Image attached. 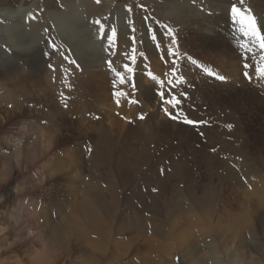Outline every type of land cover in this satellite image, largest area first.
Returning a JSON list of instances; mask_svg holds the SVG:
<instances>
[{
	"label": "rangeland",
	"instance_id": "374dc122",
	"mask_svg": "<svg viewBox=\"0 0 264 264\" xmlns=\"http://www.w3.org/2000/svg\"><path fill=\"white\" fill-rule=\"evenodd\" d=\"M4 2L14 5L10 9L17 18L1 15L0 33H20L38 58L49 59L46 69L64 73L66 59H71L70 67L76 66L64 40L107 67V97L99 104L112 132L110 149L95 148L90 133L105 127L92 124L91 113L69 126L71 141L67 146L60 142L59 149L52 144L66 128L58 117L14 118L0 131V253L5 252L0 264H145L151 252L161 255L160 264H248L251 259L264 264V203L259 201L264 195V78L256 73L259 50H246L250 38L242 35L241 23L231 15L235 4L249 9L258 26H264V0ZM88 2H103L107 8L88 18ZM66 3L78 7L77 22ZM117 4L122 6L116 9ZM184 4L187 17L182 19ZM135 12L141 15L133 16ZM134 17L140 20L138 26ZM212 29L228 39L229 48L202 47L204 32ZM121 39L127 40L126 46ZM130 62L138 64L137 74L154 89L146 113L138 100L140 85L124 87L120 82V88H110L119 83L116 73L122 75ZM41 78L23 96L43 97ZM54 80L60 82L57 75ZM117 92L123 95L114 96ZM161 92L164 99L175 96L179 104L164 103ZM177 115L179 119L171 118ZM4 116L0 108V122ZM185 117L206 123L193 126L183 122ZM128 124L132 135L120 137V127ZM41 132L50 140L48 149ZM81 160L85 169L76 172ZM70 175L75 176L73 184ZM57 190L64 195L58 196ZM86 195L90 218L79 209ZM242 224V237L234 239L236 226Z\"/></svg>",
	"mask_w": 264,
	"mask_h": 264
},
{
	"label": "bare ground",
	"instance_id": "6f19581e",
	"mask_svg": "<svg viewBox=\"0 0 264 264\" xmlns=\"http://www.w3.org/2000/svg\"><path fill=\"white\" fill-rule=\"evenodd\" d=\"M65 1L66 0H63V2H65ZM122 1H125V0H122ZM117 3H118V0H117ZM5 5H7V8L6 7L4 8ZM65 5L68 7V10H69L68 12H69L70 18L73 19V21L77 22L75 15H77V12L79 11L78 7H76L73 4H67V3ZM186 5L184 4L183 9H182V19L187 17V16H185L187 14V6ZM0 6H3V8H0V13L6 12V14L4 13V15L0 14V16L2 15V17L5 20L14 21V19L17 18V12L15 10L10 9L11 7H14L13 4H5L4 0H0ZM120 6H122V5H120V4L114 5V7L116 9H119ZM47 8H50L49 5L47 6ZM84 8L88 12V18L89 17L92 18L93 15H95L96 13H99L100 10L102 11V8L105 9L107 7H106V5L103 4V2H101L99 5L90 4L88 2V3L84 4ZM17 11H19V10H17ZM15 12H16V14H15ZM132 15L139 17L138 15H141V14L138 12H135ZM62 17L65 18V15H62ZM178 18H180V17H178ZM131 19H133V18H131ZM134 19H135V17H134ZM138 20L139 19L136 18L133 21L134 26L139 25L140 20L139 21ZM37 26H38L37 23H33L32 29L36 30ZM207 27H209V25H207ZM1 30H2V28H1ZM12 31L13 30H11V31H8V30L5 31L4 30V32L7 35L3 34L4 33L3 31H2L3 33L2 32L0 33V40L2 42L5 41V42H3V44H4L3 49H0V108L4 109V112H5L3 122L2 121L0 122V131L4 130L6 128V126L10 125L14 118H22L23 119L27 116L41 118L42 116H44L47 119H52V118L58 117V118H60L59 119L60 120L59 125L66 128L64 130L65 133L59 134L60 137L59 138L57 137V139L55 141L53 140L54 141V143L52 144L53 148L59 149V147L61 145L69 144V142L71 141L70 139L72 138V133H70L69 126L72 125L75 120H80V119L82 120L85 117H88L89 116L88 114L91 113L90 114V115H92L91 123L92 124L102 123V125H104V127H105L104 129L100 128V131H97V132L94 131V132L90 133L92 135H95V136H93V140H95V143H94L95 148H97L98 150H100V149L104 150V148H106V147H107L106 149H110V147L108 146L109 144H107V141H110V143H111V140H109L108 138H111L110 132H112V129L109 127H106L107 124H104L105 119H108L109 117L107 116V113L103 110V108H101L102 107L101 104H99V103H101L102 100H104L107 97V94H105V90H104V88L106 89L107 86L109 85V84H106V82H105V81H107V76H108L107 67L103 66L100 62H97L98 59H90V58L85 57V55H83L79 51L75 50L74 48H71L70 45L68 46L69 41L64 40L66 45H67V48H69L71 50L72 54L75 57L74 60L72 59L71 63H74L76 66L70 67L68 64L71 61V59H66L64 63H66L67 67L65 68L64 73H60V71L54 67H50L49 69H46L50 65L49 59H47L45 57L42 59H40V57L38 58L36 56V54H34V51L31 48L32 47L31 44H28L27 42H23L20 39V37H21L20 33L13 36ZM212 31H213V29L211 31L207 30L206 32H204L203 44L200 43L203 45L202 47L210 48L212 50L230 47L228 39H225V37L223 38L222 36H219L218 34L212 32ZM33 34L36 35V33H33ZM35 41H37V40L35 39ZM121 42L124 45L125 44L127 45V43H128L127 40H123V39H121ZM73 47H74V45H73ZM150 49H151V47L148 44H145V50L147 52H149ZM7 50L10 52H7ZM205 50H207V49H205ZM127 66L131 69V71L130 72L125 71V68H124V72L122 73V76L124 79V82H123L124 87H131L134 84L138 85V86L140 85V87H139L140 91L137 92L139 94L138 100L141 104V108H142L141 110H143L145 112V110H147V108L150 106L152 100H154V98H155L154 89L151 87V84H149V82H146L144 77H140L139 74H137V68H139L138 64H136L134 62H130L127 64ZM132 66H133V68H132ZM45 69H46V74L43 75L45 72ZM53 70H55V71H53ZM39 75L40 76L42 75V78H41L42 82L40 84L45 87L46 92L43 94V97L39 98L38 97L39 95H38L37 100L26 98L27 96L25 97V96H23V94L24 93L26 94L28 91H30V89H31L30 87L35 85L33 83V80L36 78H39L40 77ZM55 75L58 76L60 82H56L54 80ZM43 77H44V80H43ZM132 79L134 80V82H132ZM111 82H113V81H111ZM119 84H120V81L118 84L116 82L114 85L110 86V88L111 89H117L118 87L120 88ZM28 94H29V92H28ZM29 97H31V96H29ZM41 101H43V103H45V105H46L45 108L47 110L44 109L43 103H41ZM132 113H133V111H132ZM85 120L89 121L88 118H86ZM57 124H58V122H57ZM57 124L55 126H58ZM98 125H100V124H98ZM100 127H101V125H100ZM131 127L132 126L131 125L129 126V124L126 125V127H124V126L120 127L121 136L120 135L119 136L120 137L123 136L125 138L127 136L132 135ZM70 128H71V126H70ZM84 131H86V130H84ZM58 132H60V131H58ZM56 134H58V133L56 132ZM79 134H82V133L80 132ZM132 137H134V136H132ZM40 138L43 139L42 143L48 149L51 145L50 140L46 138V135L43 132H41ZM60 142H61V145H60ZM34 150H35V145H34V143H32L29 151L33 152ZM66 151H65V153H68ZM50 153H51V151H50ZM78 166H80V167L75 168L76 172L78 170H80V168H83V170H84L85 169L84 168V161L81 160L79 162ZM75 174L78 175L77 173H75ZM70 176H72V175H70ZM74 179H75V176H72L70 178L72 184L74 183L73 182ZM57 193H58V196H59V194H61V196L64 195V192H60L59 190H57L56 194ZM84 200L86 202L89 200V198H87V195L85 197L81 198L82 204H81V207L79 206L80 207L79 209L82 208V212H83L84 217L90 218L89 213H88V209L85 207L86 202ZM260 200L262 201V202H260L261 204L264 203V195H259V201ZM241 226L244 228L246 225L242 224V225H240L239 228L236 226V231H235V234L233 235L234 239H239L242 237L241 236L242 233L240 231ZM203 236H205V235H203ZM223 242H225V241H223ZM24 245H25V242H23L22 246L20 245V246H16V248L14 247V249H17L14 252H17L18 249H20ZM225 245H226V243H225ZM211 251L212 252L214 251L216 253L219 252V251H217V249L215 250V248H213ZM150 254H151V258H150V260H147L145 262V264H160V259L162 260V257H160L161 255L158 253H155V252H151ZM4 255H5V252L2 251L0 253V258L3 257ZM45 263H46V261H42V263L41 262H34V263H30V264H45ZM187 264H203V263L199 260H193ZM248 264H260V262L257 260L251 259V261L248 262Z\"/></svg>",
	"mask_w": 264,
	"mask_h": 264
},
{
	"label": "snow or ice",
	"instance_id": "6c2138e0",
	"mask_svg": "<svg viewBox=\"0 0 264 264\" xmlns=\"http://www.w3.org/2000/svg\"><path fill=\"white\" fill-rule=\"evenodd\" d=\"M97 2H99V0H97ZM240 3H243V0H240ZM129 11H131V9H129ZM231 15L233 17L234 22H237V20H239V22L241 23L242 35L244 37L250 38L251 46L248 47L246 50L248 52H253V49L259 50L260 55H259V60L257 61V65H256V73H257L258 77L264 78V66H262V65H264V32H262V27H264V26H258L256 17L252 15V13L249 9H240L235 4H233L231 7ZM94 23L99 24L100 22L94 21ZM167 34L169 36H172V43L175 44L176 39H175V36L172 34V30L169 29ZM114 35H115V30H113V35L108 37L110 42H112ZM153 39H155V37H153ZM241 47H245V45H241ZM133 51H135V50L133 49ZM169 55H174V53L172 52L171 49L169 50ZM254 58H255V54H254ZM192 62L196 63V61H194V60ZM108 64H109L110 70L114 71V69H112L111 61H108ZM244 67L247 69L250 67V65L248 63H245ZM124 68H125V71H129V72L131 71V69L127 65H124ZM174 74H175V72L173 71V75ZM209 74L211 75L212 73H209ZM244 75L246 78L251 80V77L249 76L248 72H245ZM116 76L121 83L124 82L123 76L120 73L117 72ZM217 78L220 80L226 79L224 76H217ZM119 95H123V93H119V92L114 93V96H119ZM159 95L161 96V99L166 104H169L173 107H175L177 104H179V100H177L175 96H172L171 99H164V93L163 92H161ZM129 102L135 103L136 101L130 100ZM117 104L119 106V101H117ZM165 113L168 114L167 109H165ZM140 118L142 119L143 117H140ZM171 118L179 119V115H177L175 117H171ZM183 122L186 124L193 125V126H197L201 123H206L203 121L190 120L187 117H185L183 119ZM228 127L231 128L232 125H228Z\"/></svg>",
	"mask_w": 264,
	"mask_h": 264
}]
</instances>
